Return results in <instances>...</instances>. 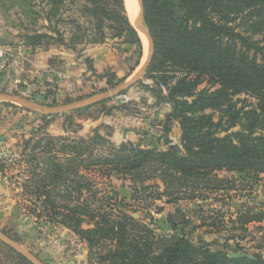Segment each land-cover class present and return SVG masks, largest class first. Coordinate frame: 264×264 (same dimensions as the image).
I'll return each instance as SVG.
<instances>
[{
    "label": "trees",
    "instance_id": "trees-1",
    "mask_svg": "<svg viewBox=\"0 0 264 264\" xmlns=\"http://www.w3.org/2000/svg\"><path fill=\"white\" fill-rule=\"evenodd\" d=\"M12 1L20 9V3H26L23 15L31 25H37L41 17L48 23L42 27L45 31L33 27L24 35L28 48L56 44L74 50L80 45H102L109 39L142 48L125 0ZM143 3L154 56L144 77L152 85L142 87L158 106L170 109L159 122L163 134L157 142L161 145L163 141L167 149L153 150L152 145L143 146V140L138 145H116L100 128L79 138L34 134L20 153V167L26 166L20 187L30 206L28 214L39 224L60 226L78 237L92 264H264L260 254L245 252L250 258H231L233 252L216 241L194 242L192 233L186 232L191 222L179 209L167 216L176 234H162L149 211L154 207L157 214H163L164 208L155 203L178 204L186 199V188L211 193L234 189L236 179H220L223 172L253 182L264 177V0ZM67 7L77 13L69 23L74 28L69 41L58 29L67 22ZM99 78L110 89L120 83L111 73ZM119 97L64 115L70 126L66 132L76 134L81 128L76 118L92 110H98L95 119L119 110L134 115L123 100L109 106ZM37 116L46 127L56 118ZM175 124L181 131V148L171 149L169 136ZM115 182L131 184V203L120 195ZM208 220L214 228L221 222L213 212ZM263 220L262 213L250 210L239 218L243 228ZM9 250L13 264H31ZM239 251L237 247L234 253Z\"/></svg>",
    "mask_w": 264,
    "mask_h": 264
},
{
    "label": "rangeland",
    "instance_id": "rangeland-1",
    "mask_svg": "<svg viewBox=\"0 0 264 264\" xmlns=\"http://www.w3.org/2000/svg\"><path fill=\"white\" fill-rule=\"evenodd\" d=\"M135 2L137 5L136 0ZM20 4L22 9L19 8L18 2L12 0H3V3H0V50L5 53V58L0 60V72H2L0 74V93H12L44 105L64 106L108 91L110 88L107 86L106 80L99 78V76L106 73L114 74L116 81H120L119 84L130 81L147 60L149 43L147 38L141 35L142 48L136 45L123 44L122 40L118 39H109L105 43L115 53V57L122 67L123 78H119L117 72H113V69H107L102 74L98 73L93 65L89 63L88 58L83 59L86 71L81 72L78 69L77 74H75L77 78L73 77L72 79L70 77L71 80H66V82H62L51 72L55 69V65L50 63L54 57L49 58L47 56L48 58L45 59L43 64L44 67H42L45 72L36 73L37 69L33 65L38 61L36 56L40 51L41 53L44 52V55H52L62 50L71 51L72 49L56 44L36 48L26 47L23 41L24 35L29 30L34 29L33 27L41 29L42 32L45 31L42 27L47 26L48 23L41 17L37 25H31V21L23 15L26 3L21 2ZM125 5L130 18L128 0H125ZM36 9L41 11L40 8ZM76 15L74 8L67 7L64 14L67 22L60 23L58 26V29L65 33L67 41L71 39L74 33L73 25L69 24L71 17ZM53 20L52 23L55 25L56 20ZM258 39H263V37H258ZM86 47L80 45L74 50L79 51ZM76 55V58L80 56ZM12 62L16 63L15 67L8 70L6 67ZM19 62H21L20 65H18ZM22 70H25V72ZM77 79H80V83L76 82ZM17 81L21 84L17 85ZM140 81L141 83L138 84ZM140 81L126 92L127 94L124 97H119L109 104L110 107L118 106L119 100H123L128 103L127 107L134 112V115H130L128 111L119 110L115 111L113 116H102L95 119L98 116V110H92L84 118H76L75 123L80 125L81 128L75 134L65 130L70 126H68L69 123L64 115L72 113L57 115L56 118L50 120L49 126L46 127L45 122L37 114L17 108L22 113L30 115L31 120L26 121L24 119L23 122H20L21 124L19 123L20 129L18 130H21V134L15 135L14 133L15 136L11 135L8 139H4L0 135V230L43 263L92 264L88 262L89 252L86 245L69 230L51 224H39L29 216L28 207L30 206L25 203V197L20 187L26 169V166H24L25 168L20 167V164H23L20 154L23 143L34 134L41 136L43 133H48L53 137L79 138L90 136L95 129L99 128L100 133L116 145H120L122 142H132L134 145H138L141 140H143V146L152 145L153 142L157 143L163 134V129L157 127L159 126L158 121H151L152 118L149 117L158 112V110L152 108V104H156V99L154 98L155 101L149 102V98L153 99V96L142 87L143 84L152 85V82L144 78ZM74 83L77 86H74ZM137 98L138 100H136ZM7 108L6 105L0 104V112L6 113ZM19 120L20 118H18V122ZM0 121L3 125L4 121L1 120V117ZM144 122H148V125H144ZM150 122L153 123L149 125ZM178 127V124L174 125L169 137L173 145L178 144L181 148L178 136L181 131ZM124 128L140 131L141 134L129 132L125 136L123 133ZM150 129L154 131H156L155 129H161L162 133L160 135L155 133L152 136L151 132L150 136L147 137V134L144 135V133H148ZM159 149H167L163 141H161ZM219 176L222 180L236 179L235 188L232 190L217 189L213 193L204 188L200 190L186 188V199L178 204L165 205L163 202L157 201L156 206L163 207L164 213L157 214L154 207L149 209L156 219L155 226L162 234H176L167 223V216L179 209L186 214L187 219L191 222L190 225L186 226V232L192 233L191 239L194 242L211 243L216 241L220 247H226L227 251L234 253L238 247L240 251L237 253L239 254L247 252L249 255L260 254L264 257V220L261 223L247 225L245 228L239 222L240 215L247 214L248 210L262 213L264 217V177L260 178V181L253 182L224 172L220 173ZM149 183L152 184L153 182ZM115 185L120 195L122 197L127 196L128 202H130L131 184L129 182H115ZM211 212H213L214 218L221 221L216 223L217 228L209 224L212 223L208 220ZM140 216L139 213L136 218ZM221 216H225V218ZM220 223L223 227L220 226ZM180 230L177 234L181 233ZM9 249L11 248L0 241V264H13L14 256Z\"/></svg>",
    "mask_w": 264,
    "mask_h": 264
},
{
    "label": "crops",
    "instance_id": "crops-1",
    "mask_svg": "<svg viewBox=\"0 0 264 264\" xmlns=\"http://www.w3.org/2000/svg\"><path fill=\"white\" fill-rule=\"evenodd\" d=\"M76 54H78L80 56L78 58H76L77 57ZM47 56L49 58L54 57V59L50 63L55 65V69H53L51 72L55 76H57L62 82H66V80L67 81L71 80L70 77H72V79H73V77L77 78V76L75 74H77L76 71L78 69L81 72L86 71V66L83 62L84 58H86V59L88 58L90 61L89 63L92 64L94 69L100 74L104 73V71L107 69H113V72L114 71L117 72V75L119 76V78L124 77V74L121 70L122 67L119 64L118 59L115 57V53L112 52V49H110V46L108 44L87 46L86 48H83L79 51H77V50L76 51L75 50L63 51L62 50V51H60L56 54H52V55H50V54L44 55V52L41 53V51H40V53H38V55L36 56V57H38V61L36 62V64L33 65L34 68L37 69L36 73L45 72L44 70H42V67H44L43 64L45 63V59L48 58ZM15 64H16L15 62H12V64L7 66L6 68H8V70H11V68L14 69ZM20 64H21V62L18 63V65H20ZM22 71L25 72V70H22ZM1 73L2 72H0V74ZM6 74L8 75V72ZM17 82H18L17 85L21 84L19 81H17ZM76 82L80 83V79H77ZM74 86H77V85L74 83ZM138 98L136 100H138ZM153 100L155 101L154 97H153V99L149 98V102L150 101L153 102ZM152 108L154 110L155 109L158 110V112L153 113L150 116L148 115L150 117V119L152 118L151 121L156 120L158 122H161L164 120L165 115L170 112L169 107L158 106L155 103L152 104ZM6 110H7L6 113L0 112L1 120L4 121L3 125L1 124L2 121H0V135H2L3 136L2 138H4V139H6V138L8 139V137L11 135L13 136L14 133H15V135L21 134V130L20 131L18 130V129H20V127H19L21 124L20 122H23L24 119L26 121L31 120L30 115H27L26 113H22L17 108L8 107ZM18 118H20L19 122H18ZM152 123L153 122H150L149 125H151ZM15 124H17V125H15ZM144 125H148V122H144ZM157 127H160V126H157ZM153 129H150L148 131L147 137L150 136L149 134H151V132H152V136L155 133H159V135L162 133L161 129H155L156 131H154ZM178 129L180 130L179 127H178ZM138 134H141V132ZM178 136L180 138L181 133L178 134ZM175 146L179 147L178 144Z\"/></svg>",
    "mask_w": 264,
    "mask_h": 264
},
{
    "label": "water",
    "instance_id": "water-1",
    "mask_svg": "<svg viewBox=\"0 0 264 264\" xmlns=\"http://www.w3.org/2000/svg\"><path fill=\"white\" fill-rule=\"evenodd\" d=\"M137 1H138V12L135 15L136 22L134 24L132 22L131 23L134 26L135 30L138 32L139 36L143 35L144 37L147 38L148 43H149V53H148V57H147V60L144 66L130 81H126L122 84H119L115 88L109 89L108 91L102 94H99L97 96H93L91 98L77 101V102L67 104L64 106L55 107V106H50V105H44V104L33 102L31 100L22 98L20 96H17L12 93H8V92L0 93V103H9L18 108H22L26 110L27 112L38 114V115L57 116V115H64L67 113H73L75 111L94 107L104 101L119 97L122 94L131 90L141 79L145 77L151 65L153 56H154V41L145 24L144 3H143V0H137ZM129 132L140 133L139 131H134L130 128L123 129V133L125 136ZM174 147L175 145L173 144L170 146L171 149H174ZM152 149L153 150L159 149L158 143L154 142L152 144ZM136 217L137 215H135V218ZM0 241L4 243L5 245H7L8 247H10L13 251L22 255L31 264H45L39 258L34 256L32 253L23 249L20 245H18L13 239H11L6 234H4L1 230H0ZM230 257L237 258V259L250 258V256L246 253H243V254L231 253Z\"/></svg>",
    "mask_w": 264,
    "mask_h": 264
},
{
    "label": "bare ground",
    "instance_id": "bare-ground-1",
    "mask_svg": "<svg viewBox=\"0 0 264 264\" xmlns=\"http://www.w3.org/2000/svg\"><path fill=\"white\" fill-rule=\"evenodd\" d=\"M129 1V5H128V9H129V13H130V21L134 24L136 22L135 20V15L138 12V1H137V5L135 0H128Z\"/></svg>",
    "mask_w": 264,
    "mask_h": 264
},
{
    "label": "built area",
    "instance_id": "built-area-1",
    "mask_svg": "<svg viewBox=\"0 0 264 264\" xmlns=\"http://www.w3.org/2000/svg\"><path fill=\"white\" fill-rule=\"evenodd\" d=\"M4 58H5V53L0 50V60H3ZM160 87H161V89H163V91L165 93L167 92V90H166V88L164 86L161 85Z\"/></svg>",
    "mask_w": 264,
    "mask_h": 264
}]
</instances>
